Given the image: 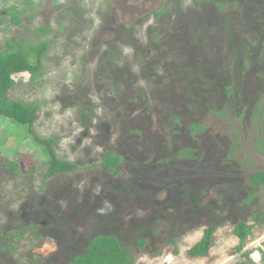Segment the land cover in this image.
<instances>
[{"label":"rangeland","instance_id":"374dc122","mask_svg":"<svg viewBox=\"0 0 264 264\" xmlns=\"http://www.w3.org/2000/svg\"><path fill=\"white\" fill-rule=\"evenodd\" d=\"M13 8L18 24L5 13ZM0 21V51L12 41L34 62L33 48L47 44L40 74L32 81L20 76L24 85L14 96L39 103L35 133L61 136L56 155L80 168L43 181L42 146L25 127L0 117V156L18 161L23 174L30 171L25 181L33 198L42 188L43 204L50 206L36 209L10 196L12 187L20 194L27 189L0 165V236L17 217L40 223L46 241L35 252L47 257L46 264H66L90 238L110 233L128 244L146 237L147 254L178 238L177 255L169 246L139 264L246 262L242 253L230 254L238 244L231 231L238 221L253 224L252 216L264 212V187L248 200V176L264 171V0H3ZM236 26L255 37L246 58ZM226 37L230 69L222 58ZM167 52L176 62L165 61ZM173 75L186 79L189 93L164 81ZM184 149L194 158H180ZM112 151L122 157L130 180L81 170ZM217 184L223 186L215 192ZM219 191L222 203L215 200ZM204 192L212 198L200 206ZM158 219L171 224L167 238L151 234ZM212 222L218 227L209 257L188 259L185 252ZM259 250L264 224L254 225L242 252L250 251L258 263ZM0 264L15 263L0 255Z\"/></svg>","mask_w":264,"mask_h":264},{"label":"trees","instance_id":"16d2710c","mask_svg":"<svg viewBox=\"0 0 264 264\" xmlns=\"http://www.w3.org/2000/svg\"><path fill=\"white\" fill-rule=\"evenodd\" d=\"M227 7L230 8L232 5H227ZM167 8V4L163 5L159 11L154 13V15L158 17L166 11ZM229 11V9L225 10L224 20H226L230 15ZM219 12L222 14V11ZM5 13L11 16L12 23L18 24L16 19L17 13L14 11V8L6 10ZM234 30L237 34L236 43L239 51L241 52V55L246 58L250 53V49L255 44V37L241 27L238 28L236 26ZM228 42L229 38H227L224 46L222 47V58L224 57L223 61L225 68L230 69L233 65V60L232 55L228 50ZM162 47L164 50L165 47ZM204 47L207 49L206 52L208 57H212L214 54L213 48H211L207 42H205ZM46 48V43L37 45L33 48L36 54V60L34 62L30 61L29 54L27 52H24L18 46H15L12 41L6 42L3 50L0 51V117L7 118L15 124L25 127L30 134L34 135V141L42 146V149L47 155L46 161L41 162L43 165L38 167L43 181L58 179L59 177L66 176L70 173H77L80 170L76 164L63 160L56 155L54 145L61 139V136L53 135L44 139L35 133L34 124L38 119L40 111L39 103L36 101H25L18 95L14 96L16 88L18 92V88L24 85L22 81L17 80L20 76L23 78L27 77L29 81H32L40 74V57ZM166 54L165 61L168 62L170 61L169 59L175 60L170 52H167ZM164 81L167 83L172 81L176 90L180 93H189L185 78L180 79L179 76L173 75L172 78ZM228 89H230V85L228 86ZM191 128L192 130H197L199 127L192 125ZM259 146L264 153V142H261ZM178 156L185 160L194 158L189 149H184L179 152ZM28 158L30 161H33L32 157ZM0 165L6 169L7 175H10L15 179L19 178L21 182L20 184L26 186L27 189L26 194H24L23 191L20 194L16 191L18 186L16 188L12 187L10 196L12 194L15 195L17 199L29 201L33 203V206H36V209H48L50 207L43 204L46 199V195L42 192V188L39 189L40 195L33 198V196H36V193L32 191V188L27 186V181H25L27 173H31L30 171H27L26 174L21 173L18 161H10L5 157L2 158V156H0ZM124 166L125 164L122 157L112 151L103 155L100 162L90 166L87 165L81 170L93 172L100 169L105 175L113 180H130L132 175ZM248 182L250 186L248 200H250L255 196L256 188L264 187V171L250 174L248 176ZM219 186H223V184H217L211 188L217 192L219 190ZM223 196L224 194L220 192L215 200L218 203H222ZM211 198V193L208 194L207 192H204L201 196L199 205L207 206L209 204L208 201ZM251 220L253 221V224H247L245 221H238L234 224L231 234L237 238L238 244L230 254L233 255L235 253H242L243 257L246 259V262L242 264H264V250L258 251L260 253V260L258 263H255L250 259V251L242 252L244 248V241L246 237L251 234L254 225L264 224V212L254 214ZM12 225L13 226L9 230L4 231V233L0 236V255L6 256L15 264H46L47 257H41L37 254V252H35L36 249H39L46 241L43 236L42 226L40 223L32 221L25 223L17 217L13 220ZM170 227L171 224L167 219L154 220L150 225L151 234L155 237L167 238ZM217 227V224L212 222L203 229L200 240L189 247L185 252L188 259L209 257V252L214 246V235ZM177 243L178 238L172 236L161 245L158 251L153 254H147L145 249L149 245V240L146 237H139L133 242V244H128L122 240L120 235L117 234H97L88 240L84 252L81 255L75 256L66 264H139V259L141 257L145 255L152 257L161 256L164 248H168L169 246L172 247L170 252L173 255H177Z\"/></svg>","mask_w":264,"mask_h":264}]
</instances>
